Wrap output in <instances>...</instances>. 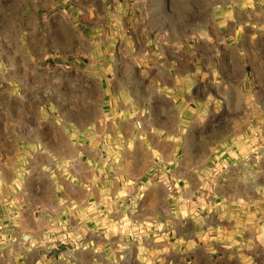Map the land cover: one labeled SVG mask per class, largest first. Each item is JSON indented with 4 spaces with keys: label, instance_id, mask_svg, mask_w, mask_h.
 Listing matches in <instances>:
<instances>
[{
    "label": "rangeland",
    "instance_id": "rangeland-1",
    "mask_svg": "<svg viewBox=\"0 0 264 264\" xmlns=\"http://www.w3.org/2000/svg\"><path fill=\"white\" fill-rule=\"evenodd\" d=\"M0 264H264V0H0Z\"/></svg>",
    "mask_w": 264,
    "mask_h": 264
},
{
    "label": "crops",
    "instance_id": "crops-1",
    "mask_svg": "<svg viewBox=\"0 0 264 264\" xmlns=\"http://www.w3.org/2000/svg\"><path fill=\"white\" fill-rule=\"evenodd\" d=\"M121 67H123V66H121Z\"/></svg>",
    "mask_w": 264,
    "mask_h": 264
}]
</instances>
